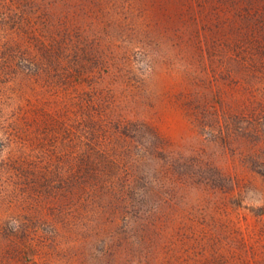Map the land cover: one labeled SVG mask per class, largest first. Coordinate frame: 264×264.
<instances>
[{
  "label": "rangeland",
  "instance_id": "obj_1",
  "mask_svg": "<svg viewBox=\"0 0 264 264\" xmlns=\"http://www.w3.org/2000/svg\"><path fill=\"white\" fill-rule=\"evenodd\" d=\"M0 264H264V0H0Z\"/></svg>",
  "mask_w": 264,
  "mask_h": 264
}]
</instances>
